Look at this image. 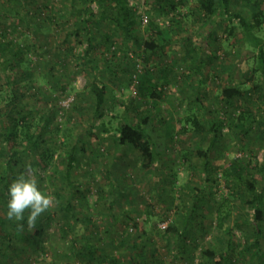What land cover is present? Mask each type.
Listing matches in <instances>:
<instances>
[{"label":"rangeland","instance_id":"rangeland-1","mask_svg":"<svg viewBox=\"0 0 264 264\" xmlns=\"http://www.w3.org/2000/svg\"><path fill=\"white\" fill-rule=\"evenodd\" d=\"M81 1L76 6L89 0ZM92 1L91 8L95 10L96 3ZM154 1L129 0L137 15L133 33L140 40L153 35L150 22L162 27L169 25L171 30L164 36L170 37V44L163 53L150 56L140 41L132 42L114 24L94 25L91 33L77 26L76 14L70 13L68 0H0V11L5 14L0 16V33H8L17 45L29 48V61L13 68L0 67V90H8L5 80L18 75L20 80L11 84L18 92L19 107L29 104L46 111L48 106L56 112L46 135L55 150L54 165H46L38 155L22 156L34 168L43 170L37 172L40 187L55 196L54 205L38 218L36 227H28L33 235L47 217L43 232L35 236L40 244L36 248L28 247L17 236L12 246L7 245L2 239L7 238L0 230L1 262L85 264L77 262L74 254L69 257V253L92 243L97 249L94 258L100 261L97 264H112L111 258L116 259L114 264H257L254 256L248 257L246 248L256 239L252 209L240 203L231 167L234 161L253 160L244 174L255 178L259 188L264 185V170L256 168L259 165L264 168V139L259 135L264 131V109L256 92L228 105L220 89L233 85L240 79V73L252 69L257 54L255 41L258 37L264 41V24L249 33L238 25L237 17L232 15L236 10L251 21L244 0L234 1L227 16L215 17L205 26L190 14L195 0H181L168 16L163 11H154ZM144 16L148 18L146 22ZM233 26L236 29L231 35L229 30ZM65 29L71 31L67 41H64ZM107 30L111 37L109 47L105 45ZM90 36H94L92 46H88ZM126 52L131 58L125 57ZM201 55L209 66L203 70V82L196 86V75L183 80L179 70L195 65ZM95 61L100 64L97 71L92 67ZM167 63H170L172 85L165 93L158 87L160 99L151 104L147 93H139L135 81L144 70L156 77ZM135 65L142 72L135 70ZM93 76L98 83L106 84L113 95L111 101L108 96L103 119L96 121L89 95ZM129 97L137 103L138 116L157 110L152 122L159 135L165 131L172 134L166 135L165 148L148 172L141 170L137 150L127 145L116 149L111 139L122 119L128 118L124 106ZM193 99L204 104L194 103ZM242 108H253L257 117L255 130L252 128L247 136L229 120ZM194 114L200 123L198 127L192 118L186 119ZM35 120L38 121V114ZM79 138L83 143L79 142L78 149L85 144L90 150L94 148V152L87 155L89 160L81 157L75 164L72 182L82 193L75 198L73 216H64L58 204L65 205L69 189L54 169L59 171L64 167ZM80 151L76 150L74 155L79 157ZM3 158L0 155V175L4 173ZM205 160L213 170L203 168ZM195 199L199 217L193 224L195 230L181 247L176 237L165 236L160 229L163 225H177L181 213ZM221 199L230 217L219 228L216 207ZM228 228H232L230 234L226 232ZM20 233L25 234L23 230ZM203 247L215 250L219 256L208 261L203 256ZM257 248L264 251V237H260Z\"/></svg>","mask_w":264,"mask_h":264},{"label":"trees","instance_id":"trees-1","mask_svg":"<svg viewBox=\"0 0 264 264\" xmlns=\"http://www.w3.org/2000/svg\"><path fill=\"white\" fill-rule=\"evenodd\" d=\"M68 1L70 13L76 14L77 26L82 29L86 28L90 33L92 31L91 27L94 25L100 27L106 23L111 25L114 24L113 27L117 28L123 35H126L132 42L140 41V44L144 47V49L150 51V56L161 55L164 48L170 44V37L169 39L164 37L169 33V31H171L170 28L167 27L169 25L162 27L163 25L161 24L150 22V26L152 25L153 29L151 34L153 35L144 40H140V38L133 33L137 24V15L135 14V6L132 5V3L130 4L129 0H94L96 3L95 10L91 8V3L93 2L92 0H89L88 3H81L79 6H76V4L78 1L80 2V0ZM184 1L185 0H183V2ZM234 1L238 2L240 0H195L194 8L191 9L190 14H193L196 19L202 20V23L205 26L208 25L209 21L215 17L227 16L230 13L231 8H233ZM244 1V5H246V8L250 10L251 21H247L240 14L239 10H236L232 15L237 17L238 25L241 26L244 31L249 33L250 30L260 29L262 24H264V8L261 6L262 0ZM81 2H84V0ZM180 2L182 3L181 0H155L153 3V7L155 8L154 11H163L168 16L171 12H173V10H175V8L178 7ZM2 15L5 16L4 12L0 11V16ZM182 16H184V14L179 15L178 20L181 19ZM17 19H19V17H17ZM234 26L230 28L231 30H229V34L231 35L236 29ZM65 30L64 41H67L68 37L71 35V31L67 29ZM105 32L107 37L106 40L108 41H106L105 45L109 47L111 37L109 36L108 30ZM9 37V34L6 32L0 33L1 69H5V67L13 68L14 65L18 66L24 61H29V48L27 46L25 48L20 47V45L15 43L13 38ZM37 37L38 35L35 34L34 38L37 39ZM90 37L91 38L88 39V46H92L94 36ZM255 47L257 48V54L252 69L250 71L240 73V79L233 85L221 86L220 95L222 96L223 101H225L228 105H232L237 100L245 99V97L249 98L252 93L254 94L256 92L257 98L260 101V104L263 105L264 109V41L260 37H258L255 41ZM189 49L193 50L192 48ZM3 55L9 57L3 59V57L1 58ZM201 56L202 57L199 58L195 65L189 64V66L182 67L179 70L180 77L183 78V80L186 78L190 79L191 76L196 75L198 77L196 86L203 82L201 78L202 73H204V71H206L205 69L209 66L208 63L203 62L204 56ZM125 57L131 58L128 52L125 53ZM149 57H145V60H148ZM106 61L108 64L109 59H106ZM92 67L94 71H97L100 68V64L95 61ZM134 67L138 72H142L141 67H137L136 65ZM107 68L110 67L107 65ZM170 69V63H167L165 68H160V72L156 75V77H154V74L151 71L147 70H144L141 74H139L135 81L137 84L136 88L140 94L147 93L149 103L152 104L155 100L157 101L160 99V95L157 93L158 87H161L165 93L166 89L172 85V81L170 79L172 73ZM19 80L18 75L8 78V80L6 79V86L10 88L6 91L0 90V155L4 157V173L0 175V186L3 185V189L0 188V230L7 238V240L4 237L2 238L6 241L5 244L7 245L12 246L13 238L19 236L20 242L25 243L28 247L34 245L36 248L40 244V240L38 241L35 236L39 237L43 232L45 224L48 221L47 217L44 220H41L42 224L39 225V228L35 230L33 235L28 229L27 213H25V220L22 222L7 219V202L9 199L7 189L11 181L15 179L18 171L23 170V165L26 161L22 156L38 155V158L46 165H54L56 160L55 150L52 147L50 139L46 138V135L51 130L50 126L54 120L56 112L53 107L48 108V106L45 108L46 111L38 109L35 105L34 107H29V104L26 105L28 107H19L16 102L19 95L17 90L14 89V84ZM249 82L252 85H248ZM188 85L191 84L188 83ZM36 88L40 89L41 87L36 86ZM89 89V95L93 100V120L96 121L103 119L108 96L111 97L110 101L113 98L110 88L104 83H98L97 77L93 76V79L89 82ZM134 100L135 99L133 97H129L126 101L124 112L128 118L124 117L122 119L116 127L115 132L111 135V139L116 149L122 145H127L137 150L139 152L137 159L140 164V168L142 171L148 172L157 160L156 153L164 146L165 137L159 135V131L157 132L155 125L152 122L154 113L157 110H154L152 113H146V115L138 116L136 114L137 111H135V108H138V106ZM196 101V99H193L194 103ZM198 101H201V103L204 104V101ZM132 108L134 111H131ZM37 114L38 121L35 120ZM186 119L193 120L195 126L197 127L200 124H198L199 121L196 119L195 114L188 116ZM229 120H231L232 123L239 128L242 135L247 136L249 131H251L255 125L257 117L253 108H242L239 109L237 113L230 116ZM220 123H222V121H220ZM209 126L212 127L213 122L209 123ZM58 130L59 128L57 127L56 131L58 132ZM89 134H92V132L89 131ZM166 135L170 136L172 134L166 133L165 136ZM259 135H261L264 139V131H261ZM79 142H82L80 138L77 139L76 143L72 146L64 167H57L59 168V171L56 168L54 169V173L61 176L62 180L63 178L65 179L64 184L69 189V197L67 198L68 200L65 205L58 204L59 210L64 216H73L71 210L76 205V202H74L75 198L81 196L82 193L72 182L71 176L75 164L81 157L86 159L88 158L89 160L88 156L94 152V148L90 150L86 148L85 144H82L81 148H79L81 149L79 157L74 155L75 151L79 150L77 148ZM204 154L206 153L204 152ZM101 156L102 153L100 152V157ZM252 164L253 160L251 159H247L243 163L234 161L231 168L234 174L233 180L237 183V190H239L237 193L240 203L242 206L252 209L251 214L255 223L256 239L250 246L246 247L247 251H249L248 257L254 256L257 264H264V251L257 248L260 237H264V185L259 188L255 178L245 176V169L247 167H251ZM203 168L206 171L213 170L207 160H205ZM256 168L259 169V171L264 170V168L260 165ZM226 176L227 173H225V177ZM196 188L199 190V187ZM223 202L224 199H221L220 204H218L219 206L216 207V222L219 228L224 225V222L226 221L225 218L230 217V211L225 205H223ZM197 210L198 200L195 199V201H193V205L188 210L181 213L177 225H165V227L160 230L165 236L172 235L173 237H176L178 244L181 247H184L186 240H188L187 236L195 230L193 224L195 223L194 221L197 217H199ZM88 220L86 222H88ZM18 223L24 224V236L20 233L21 229L17 226ZM8 228H11L12 230H9ZM226 232L230 234L232 232V228H228ZM72 242L70 244L71 247L73 244ZM230 242L231 241L229 239V246L232 245ZM135 246L134 249L136 248ZM96 251L97 249L94 244L86 243V246H84L81 250L76 248L72 249V252L69 253V257L74 254L76 260H78L77 262L97 264L100 261L99 259L94 258ZM202 253L208 261L215 260L216 257L219 256L216 255L215 250H211L206 247L202 248ZM110 261L112 264L116 263V259L114 258H111ZM216 262L219 263V261ZM0 264L5 263L0 261Z\"/></svg>","mask_w":264,"mask_h":264},{"label":"clouds","instance_id":"clouds-1","mask_svg":"<svg viewBox=\"0 0 264 264\" xmlns=\"http://www.w3.org/2000/svg\"><path fill=\"white\" fill-rule=\"evenodd\" d=\"M42 171L34 168L30 161H26L23 170L18 171L7 189V219L22 222L27 213V225L34 229L38 218L54 205L55 196L40 187L37 172ZM17 226L21 230L24 228L23 223Z\"/></svg>","mask_w":264,"mask_h":264},{"label":"crops","instance_id":"crops-1","mask_svg":"<svg viewBox=\"0 0 264 264\" xmlns=\"http://www.w3.org/2000/svg\"><path fill=\"white\" fill-rule=\"evenodd\" d=\"M261 2H262L261 6H262V8H264V0H262ZM244 6L246 7V5H244ZM248 11H250V10H248ZM166 133H167V132L165 131V133H163V134L160 135V136L166 137V136H165ZM167 134H168V133H167ZM165 140H166V139H165ZM163 145H164V146L161 148V150H159V151L156 153V155H157V159H158V156H159V154L161 153V151L164 150V148H165V141H164V144H163ZM155 163H157V160H156Z\"/></svg>","mask_w":264,"mask_h":264},{"label":"built area","instance_id":"built-area-1","mask_svg":"<svg viewBox=\"0 0 264 264\" xmlns=\"http://www.w3.org/2000/svg\"><path fill=\"white\" fill-rule=\"evenodd\" d=\"M143 21H145V22L147 21V17L146 16L143 17ZM163 227H165V226L163 225Z\"/></svg>","mask_w":264,"mask_h":264}]
</instances>
